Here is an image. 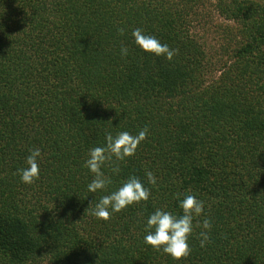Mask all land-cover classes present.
Returning a JSON list of instances; mask_svg holds the SVG:
<instances>
[{
    "label": "trees",
    "instance_id": "obj_1",
    "mask_svg": "<svg viewBox=\"0 0 264 264\" xmlns=\"http://www.w3.org/2000/svg\"><path fill=\"white\" fill-rule=\"evenodd\" d=\"M209 3L234 21L227 58L198 30ZM135 28L173 59L137 47ZM145 127L133 156L106 162L112 182L89 192V149ZM33 148L40 175L25 184L17 169ZM133 175L149 199L95 217ZM185 194L205 202L210 241L195 228L174 260L143 237L157 208L181 214ZM0 264H264V1L0 0Z\"/></svg>",
    "mask_w": 264,
    "mask_h": 264
},
{
    "label": "clouds",
    "instance_id": "obj_2",
    "mask_svg": "<svg viewBox=\"0 0 264 264\" xmlns=\"http://www.w3.org/2000/svg\"><path fill=\"white\" fill-rule=\"evenodd\" d=\"M118 31L122 35L124 34L123 28H119ZM131 36L136 46L146 53L163 56L169 61L176 54V49L170 48L166 43H161L155 35L146 34L141 28H135ZM128 54L127 46H122L120 55L127 57ZM147 135V127L135 135L128 131H121L116 135L107 133L102 145L89 149L84 167L94 174V178L87 185V190L95 193L105 189L112 182L111 178L107 177L103 171L106 162L111 161L113 157L117 161H124L127 157L133 156ZM40 157V148L30 150L26 158V166L17 169L22 183L32 184L39 179L38 161ZM113 172H119V168H114ZM146 176L150 184H156L157 178L151 171H146ZM149 196L150 189L144 186L140 178L134 175L129 176L115 191L100 198L95 204L92 214L99 219L107 220L112 213L120 212L134 203L147 201ZM178 207L181 214L161 208L152 212L147 218L146 234L143 237L145 244L152 246L157 251H162L174 260H180L190 254L189 237L195 228H201L199 232L201 247H205L210 241L212 228L210 218L205 216L202 220L199 219L205 212V202L198 199L196 195L185 194L182 199L178 198Z\"/></svg>",
    "mask_w": 264,
    "mask_h": 264
},
{
    "label": "rangeland",
    "instance_id": "obj_3",
    "mask_svg": "<svg viewBox=\"0 0 264 264\" xmlns=\"http://www.w3.org/2000/svg\"><path fill=\"white\" fill-rule=\"evenodd\" d=\"M215 7L216 6L209 3V6L202 9L204 12L208 11L211 14V19L206 24H200L198 30L205 37L208 50L215 55V57L227 58L226 52H224V50L226 51V48L224 47L235 45V40L233 38L230 40L224 29L226 27L234 28L235 25L234 21L227 20Z\"/></svg>",
    "mask_w": 264,
    "mask_h": 264
}]
</instances>
